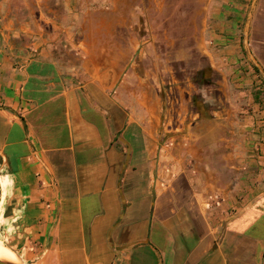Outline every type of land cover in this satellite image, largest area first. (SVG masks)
Segmentation results:
<instances>
[{
  "label": "crops",
  "instance_id": "0c3cea01",
  "mask_svg": "<svg viewBox=\"0 0 264 264\" xmlns=\"http://www.w3.org/2000/svg\"><path fill=\"white\" fill-rule=\"evenodd\" d=\"M28 1L0 0V244L22 264H264V133L229 165L204 134L162 138L81 0ZM236 22L264 82V0Z\"/></svg>",
  "mask_w": 264,
  "mask_h": 264
},
{
  "label": "rangeland",
  "instance_id": "374dc122",
  "mask_svg": "<svg viewBox=\"0 0 264 264\" xmlns=\"http://www.w3.org/2000/svg\"><path fill=\"white\" fill-rule=\"evenodd\" d=\"M243 1L81 0L78 22L91 45L115 44L119 75L128 73L162 138L204 134L212 141L196 152L225 155L229 165L235 155L248 156L251 133H264V82L230 39L234 29L241 34L234 20Z\"/></svg>",
  "mask_w": 264,
  "mask_h": 264
},
{
  "label": "bare ground",
  "instance_id": "6f19581e",
  "mask_svg": "<svg viewBox=\"0 0 264 264\" xmlns=\"http://www.w3.org/2000/svg\"><path fill=\"white\" fill-rule=\"evenodd\" d=\"M17 219V215L11 216L10 220L7 223L6 231L10 234L14 233L13 222ZM10 248L0 244V259L8 260L11 262H20L19 258Z\"/></svg>",
  "mask_w": 264,
  "mask_h": 264
},
{
  "label": "water",
  "instance_id": "95a60500",
  "mask_svg": "<svg viewBox=\"0 0 264 264\" xmlns=\"http://www.w3.org/2000/svg\"><path fill=\"white\" fill-rule=\"evenodd\" d=\"M0 264H22V263L21 262H11V261H8V260L0 259Z\"/></svg>",
  "mask_w": 264,
  "mask_h": 264
}]
</instances>
